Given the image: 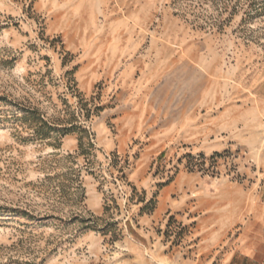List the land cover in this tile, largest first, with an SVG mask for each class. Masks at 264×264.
I'll list each match as a JSON object with an SVG mask.
<instances>
[{
	"label": "rangeland",
	"instance_id": "1",
	"mask_svg": "<svg viewBox=\"0 0 264 264\" xmlns=\"http://www.w3.org/2000/svg\"><path fill=\"white\" fill-rule=\"evenodd\" d=\"M228 198L264 219V0H0V264H261Z\"/></svg>",
	"mask_w": 264,
	"mask_h": 264
},
{
	"label": "crops",
	"instance_id": "2",
	"mask_svg": "<svg viewBox=\"0 0 264 264\" xmlns=\"http://www.w3.org/2000/svg\"><path fill=\"white\" fill-rule=\"evenodd\" d=\"M128 102V104L126 103L128 105L126 106L127 115H134L136 120L130 125L126 124L122 126L124 138L135 134L138 127L142 126L141 117L142 112H144V103L137 94H134V97L129 99ZM128 129L132 130L129 131ZM232 203L229 201V198L226 202H223L221 218L219 216L208 219L204 218L210 221L199 222L198 231L203 234L204 238L206 237L209 251H212L217 244H222L221 255L224 254L226 257H251L252 260H259L261 264H264V226L261 230H257V225L264 224V219L261 216L252 217L250 223H248L250 226L245 225L243 228L240 227L241 232H238L234 237H229L233 227L239 224V216L242 214L241 210L243 206L242 204H240V207L238 205L233 206Z\"/></svg>",
	"mask_w": 264,
	"mask_h": 264
}]
</instances>
